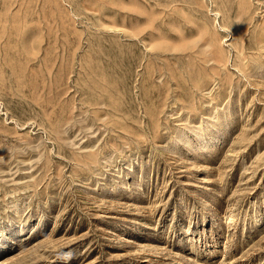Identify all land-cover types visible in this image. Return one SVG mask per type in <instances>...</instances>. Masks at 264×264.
Masks as SVG:
<instances>
[{
	"label": "rangeland",
	"instance_id": "rangeland-1",
	"mask_svg": "<svg viewBox=\"0 0 264 264\" xmlns=\"http://www.w3.org/2000/svg\"><path fill=\"white\" fill-rule=\"evenodd\" d=\"M0 264H264V0H0Z\"/></svg>",
	"mask_w": 264,
	"mask_h": 264
}]
</instances>
